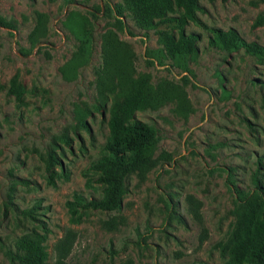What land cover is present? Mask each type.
Here are the masks:
<instances>
[{"label":"rangeland","instance_id":"obj_1","mask_svg":"<svg viewBox=\"0 0 264 264\" xmlns=\"http://www.w3.org/2000/svg\"><path fill=\"white\" fill-rule=\"evenodd\" d=\"M118 1L0 0V16L14 24L0 26V264H11L6 249L33 229L44 234L47 264L67 231L66 264H219L228 259L232 186L264 185V54L209 43L213 29H232L264 48V0H197L195 21L182 27L196 36L195 51L175 59L152 28L127 17L119 25ZM37 13L42 24L30 35ZM106 30L120 41L124 75H147L158 95L132 113L154 128L158 164L143 181L128 176L113 211L68 204L103 193L90 164L108 134L111 94L97 98L94 86ZM187 195L200 201V223Z\"/></svg>","mask_w":264,"mask_h":264},{"label":"trees","instance_id":"obj_2","mask_svg":"<svg viewBox=\"0 0 264 264\" xmlns=\"http://www.w3.org/2000/svg\"><path fill=\"white\" fill-rule=\"evenodd\" d=\"M174 7L180 8L181 13L173 15ZM198 9L197 0H119L113 6L115 15L120 17V26H123L122 17H127L140 29L152 28L161 46L160 51L170 59L185 57L195 51L196 36L185 34L182 27L189 20L195 21ZM41 17L36 14V25L30 35L38 31ZM160 24L165 27H158ZM169 24L177 29L176 34L167 26ZM0 26L14 29V24L1 16ZM209 43L223 50L243 46L247 53L264 54V48L253 42H244L232 29H213ZM119 44L116 33L106 30L101 36V65L94 69L97 98L111 94L104 153L90 164V168L98 172L96 180L103 185V193L100 198L89 199L75 195L69 205L78 203L83 207L118 210L128 176L134 175L143 181L158 164V156H154V128L132 117L135 109L149 107L158 95L149 84L147 75L138 74L133 78L124 75L118 64ZM122 81H126L125 86L121 85ZM164 93L162 89L160 96L163 97ZM49 159L55 160L51 156ZM252 181V188L247 191L232 186L233 219L226 231V243L222 245L228 248V259L219 264H264V185L258 183L257 178ZM185 202L195 221L200 223V201L187 195ZM44 238L43 233L34 229L17 236L12 247L6 249L11 264H47V253L42 245ZM72 243L73 234L67 231L54 244L52 264H66L64 260ZM109 264L134 263L131 258H124Z\"/></svg>","mask_w":264,"mask_h":264}]
</instances>
